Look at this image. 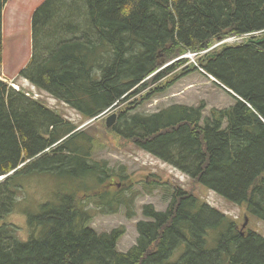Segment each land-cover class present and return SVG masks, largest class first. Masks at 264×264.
I'll use <instances>...</instances> for the list:
<instances>
[{"label": "trees", "instance_id": "1", "mask_svg": "<svg viewBox=\"0 0 264 264\" xmlns=\"http://www.w3.org/2000/svg\"><path fill=\"white\" fill-rule=\"evenodd\" d=\"M9 1L0 0V62ZM32 27L34 53L20 77L90 121L182 67L188 60L163 69L184 54L252 35L207 53L199 68L180 76L202 71L234 105L207 117L204 103L153 114L127 107L109 131L264 221V0H46ZM90 129L78 130L0 79V179L8 176L0 181V264H264V237L243 234L236 221L177 187L166 211L143 207L137 244L120 252L125 231L96 232L95 216L82 203L98 198L103 214L125 206L133 218L136 195L126 198L132 186L112 183L120 177L124 185L127 174L117 176L107 161L93 159L100 141ZM37 176L78 182L86 199L69 191L26 212L24 240L5 219L16 210L25 179Z\"/></svg>", "mask_w": 264, "mask_h": 264}, {"label": "rangeland", "instance_id": "2", "mask_svg": "<svg viewBox=\"0 0 264 264\" xmlns=\"http://www.w3.org/2000/svg\"><path fill=\"white\" fill-rule=\"evenodd\" d=\"M45 1L10 0L7 3L2 17L3 56L0 62V79L8 83L9 86L12 85V88L19 86L65 120L78 126V130L84 131L91 128L90 134L100 141V148L94 154L93 159L97 162L107 161L117 176H120L121 173L127 174L129 180L124 181L126 185H123L120 177L113 178L112 183H118L122 190L132 186V191H125L124 196L128 198L132 192L136 195L135 208L133 209L135 217H129V210L125 206L119 207L116 212L103 214L102 211L98 210V203L102 204V201H99L98 198L87 200L86 192L79 187L81 184L78 182H67V180L57 176H37L25 179L24 190L20 195L17 208L5 219V222L16 225L20 230L19 235L26 240L29 238L26 212H38L42 205L57 201L58 195L61 193L77 192L84 196L86 202L82 204L88 206V209L95 216L91 223L92 229L100 234L111 233L119 229L125 231L118 243V250L126 253L137 244V223L146 220L142 213L143 207L153 205L157 211H166L172 200L173 190L177 187L194 193L202 201L236 221L241 231L246 218H249L244 231H251L264 237V221L249 215L245 206L233 204L203 185L195 184L177 169L141 150L132 142L110 132L111 128L107 127L108 118L117 114L119 119L120 114L127 111V107L135 108V113L153 114L176 104L198 107L204 103L206 107L204 114L207 117L214 108L224 109L234 105L235 100L232 95L215 84L212 78L202 71H193L180 78L185 68L197 66L199 68L200 62L205 59L207 53L216 52L219 49L210 52H188L184 54L177 60L166 64L163 69L175 65L179 60H188L182 67L157 83L150 84L143 93L130 102L118 106L100 118L91 121L85 120L80 113L66 103L36 89L20 77L34 53L32 27L34 14ZM259 36L255 35V37ZM249 38L251 37H246L243 42L246 43ZM218 43L219 40L214 41L210 49L216 47ZM152 180L159 181L161 186L150 187L144 184ZM151 188H154L152 192ZM100 191L98 185L96 192L99 193ZM113 191L115 192V189ZM181 251L177 254L179 255Z\"/></svg>", "mask_w": 264, "mask_h": 264}, {"label": "built area", "instance_id": "3", "mask_svg": "<svg viewBox=\"0 0 264 264\" xmlns=\"http://www.w3.org/2000/svg\"><path fill=\"white\" fill-rule=\"evenodd\" d=\"M254 36V35H253ZM246 37H252V35H242V36H235V37H231V38H227L225 40L220 41L216 47H213L211 50H214L215 48H221L224 46H230V45H238V44H242L243 41L245 40ZM208 51V52H209ZM14 88L18 91L21 90L20 87L14 86ZM28 96H30V94L27 93Z\"/></svg>", "mask_w": 264, "mask_h": 264}, {"label": "water", "instance_id": "4", "mask_svg": "<svg viewBox=\"0 0 264 264\" xmlns=\"http://www.w3.org/2000/svg\"><path fill=\"white\" fill-rule=\"evenodd\" d=\"M117 119H118L117 114H113L111 117H109L108 120H107V127L108 128H112L117 123ZM13 173H11L10 175H12ZM6 177H8V176H5V177L1 178L0 181L5 179ZM248 222H249V218H246L245 223H244V225L242 227V231H244L246 229V227L248 225ZM243 234H244V232H243Z\"/></svg>", "mask_w": 264, "mask_h": 264}, {"label": "bare ground", "instance_id": "5", "mask_svg": "<svg viewBox=\"0 0 264 264\" xmlns=\"http://www.w3.org/2000/svg\"><path fill=\"white\" fill-rule=\"evenodd\" d=\"M12 86V85H11ZM19 87V86H18Z\"/></svg>", "mask_w": 264, "mask_h": 264}]
</instances>
